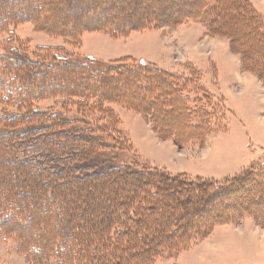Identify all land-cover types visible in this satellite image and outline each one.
Segmentation results:
<instances>
[{"label":"trees","instance_id":"16d2710c","mask_svg":"<svg viewBox=\"0 0 264 264\" xmlns=\"http://www.w3.org/2000/svg\"><path fill=\"white\" fill-rule=\"evenodd\" d=\"M112 1L28 0V11L21 14L24 0L9 5L0 0V34L22 22L68 40L84 32L127 35L167 21L200 22L207 35L226 39L241 69L264 85V26L247 0H189L186 10L175 6L180 0H151L130 9L140 0ZM62 10L74 12L73 19H58ZM244 39L247 49H241ZM3 51L1 102L21 111L0 113V239H12L29 264H154L218 224L244 217L264 223V169L252 165L215 181L115 165L109 157L114 144L59 112L32 107L46 96L64 102L118 100L147 117L159 139L183 145L202 134L192 123L196 112L181 77L150 63L133 67L121 60L100 69L65 53L32 61L19 59L14 48ZM99 111L115 121L107 109ZM24 230L36 234L34 242Z\"/></svg>","mask_w":264,"mask_h":264},{"label":"rangeland","instance_id":"374dc122","mask_svg":"<svg viewBox=\"0 0 264 264\" xmlns=\"http://www.w3.org/2000/svg\"><path fill=\"white\" fill-rule=\"evenodd\" d=\"M1 1L3 5L12 3L11 0ZM26 1L19 5L21 14L28 11ZM149 2L152 1L133 2L129 9ZM118 4L122 5L119 0ZM190 4L189 0H180L175 6L186 10ZM73 13L62 10L56 12V16L60 20L63 17L73 19ZM152 13L169 16L165 10ZM167 23L127 35L84 32L80 38L68 40L22 22L0 34V53L3 49L14 48L19 59L32 61H48L54 53H65L74 56L71 61L89 60L100 69L121 60L133 67L154 63L181 77L186 87L184 94L189 97L191 110L196 112L192 123L202 134L201 138L190 139L183 145H175L169 138L159 139L147 117L128 109L118 100L101 101L98 97V100L87 102H64L60 97L46 96L32 103V107L45 113L59 112L74 126L90 128L104 143L114 144L109 157L114 159L115 165L137 164L172 175H184L190 180L215 181L234 177L252 165L264 169L263 82L255 74L243 71L240 63L237 68L238 60L233 53L234 56L226 54L227 65L222 67L229 65L227 69L235 74L226 76L222 82L212 59L225 52L223 42L207 35L200 22ZM217 32L227 35L228 30L219 28ZM251 38L248 37L249 43L253 41ZM244 42L241 49L245 48L247 40ZM237 72L241 77L233 79ZM1 100L0 96V113L10 115L21 111ZM99 109H107L109 117L113 116L115 121L104 118ZM203 113L205 118L201 116ZM118 147L121 150H116ZM25 233L28 234L24 230ZM34 234H28L30 242L35 241ZM0 264L29 262L17 253L12 239L1 238ZM154 264H264V223L244 217L218 224L206 234L193 236L185 247L161 255Z\"/></svg>","mask_w":264,"mask_h":264},{"label":"crops","instance_id":"0c3cea01","mask_svg":"<svg viewBox=\"0 0 264 264\" xmlns=\"http://www.w3.org/2000/svg\"><path fill=\"white\" fill-rule=\"evenodd\" d=\"M253 7L254 9L261 15L262 19H263V26H264V0H247ZM218 38V37H216ZM215 39V38H214ZM222 39V38H221ZM221 39H215V40H219V41H222L223 44H224V53H221V55H219L218 57L212 59L214 60V64H215V67H216V71H217V75L220 77V80L222 81V79L224 80L226 76H233V74H235V71H229L227 68L230 69V66L228 65V67L224 68L222 67L223 64L227 63L226 60H228L226 57V54L227 55H230L232 52L230 51V48H229V43L226 39L224 40H221ZM233 55V54H231ZM234 56V55H233ZM237 60H238V63H237V68H239V63H240V59L238 56H234ZM150 64H153V65H156L159 67V65L157 64H154V63H150ZM227 65V64H225ZM241 67V65H240ZM161 69H164L162 67H159ZM210 68V67H209ZM166 70V69H164ZM240 70V69H239ZM240 74L238 75V72L237 74L234 76L233 79H236V78H240ZM223 82V81H222ZM221 82V83H222ZM255 91V90H254ZM227 101V100H226Z\"/></svg>","mask_w":264,"mask_h":264}]
</instances>
